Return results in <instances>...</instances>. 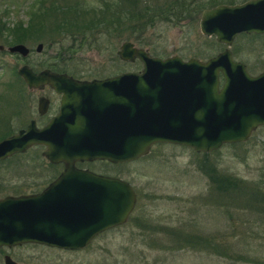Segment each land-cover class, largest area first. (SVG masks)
Here are the masks:
<instances>
[{
  "label": "water",
  "instance_id": "1",
  "mask_svg": "<svg viewBox=\"0 0 264 264\" xmlns=\"http://www.w3.org/2000/svg\"><path fill=\"white\" fill-rule=\"evenodd\" d=\"M199 32L224 48L200 60L150 55L130 41L116 51L120 60H138V71L78 80L66 73L26 64L16 73L28 89L49 86L59 94V110L41 127L0 139V160L41 145V156L64 169L36 194L0 198V246L36 243L77 250L97 233L124 223L136 196L118 177L76 169L75 161L125 163L144 156L155 143L207 153L245 141L264 125V70L248 73L229 49L238 34H264V0L219 3L201 10ZM42 44L34 47L39 52ZM24 57L22 43L3 47ZM47 99L39 97L37 113ZM3 264H21L7 254Z\"/></svg>",
  "mask_w": 264,
  "mask_h": 264
},
{
  "label": "rangeland",
  "instance_id": "2",
  "mask_svg": "<svg viewBox=\"0 0 264 264\" xmlns=\"http://www.w3.org/2000/svg\"><path fill=\"white\" fill-rule=\"evenodd\" d=\"M30 1L0 0V24L10 28L21 21L25 25ZM79 1L100 3V0ZM207 7L205 4L203 9ZM200 12L194 22L182 21L177 25L159 22L143 32L120 34L94 30L80 43L75 33L53 35L49 20L39 36L18 42L29 49L26 56L0 49V137L15 133L19 124L24 125L29 118H35L38 125L42 121L36 114L40 92L28 89L22 82L16 73L20 65L35 70L51 65L57 69L53 71L85 79L140 70L138 60L118 58L116 51L123 41H130L160 58L178 55L184 60L190 57L205 60L225 45L199 32ZM10 39L6 30H0V45L5 47ZM37 43L42 44L39 52L34 50ZM229 49L232 58L244 63L249 74L264 70V34L237 35ZM44 93L47 94L46 90ZM51 113L50 109L47 114ZM42 149V146L29 148L19 157V166L10 161L14 169L8 166L9 162L2 164L0 184L6 186L7 194H18L15 190L22 183V192H29L46 182L51 171L41 159ZM213 151L208 160L217 169L264 189V125L255 128L245 141L226 143ZM201 159V154L188 147L155 143L146 155L119 166L103 161L87 163L94 172L116 176L131 185L136 200L127 220L103 231L77 250L33 243L2 247L0 264L2 254L22 264H264V214L216 207L208 180L198 164ZM185 234L209 238L220 249L228 247L249 260L214 254L209 247L181 245L187 240Z\"/></svg>",
  "mask_w": 264,
  "mask_h": 264
},
{
  "label": "trees",
  "instance_id": "3",
  "mask_svg": "<svg viewBox=\"0 0 264 264\" xmlns=\"http://www.w3.org/2000/svg\"><path fill=\"white\" fill-rule=\"evenodd\" d=\"M237 0H100V3L89 4L79 0H32L28 4L26 13L29 18L26 24L16 22L10 28L0 24V30H6L10 42L6 46L21 42L28 37L39 36L46 29L47 22H52L53 35L77 34L78 42L88 39L94 30L99 33L118 31L121 33L143 32L156 23L164 22L179 24L182 21L194 22L205 4L212 7L219 3H233ZM243 1V0H242ZM85 16H89L84 19ZM1 25L3 27H1ZM254 35V34H253ZM259 35V34H255ZM61 37V36H59ZM46 68L57 70L48 65ZM6 134H2L0 139ZM238 143V142H235ZM211 152L199 153L202 156L199 167L208 180V189L216 207L243 210L248 214H264V189L257 183H248L241 178L217 169L216 164L208 160ZM21 154H14L0 160V167L4 163L12 169L10 161H19ZM17 166L19 164L17 163ZM19 193L18 190H15ZM13 191V192H15ZM187 240L177 245L187 243L196 247H209L214 254L235 260H246L230 248L220 249L218 243H211L209 238L198 235H184ZM177 242L178 236L174 237Z\"/></svg>",
  "mask_w": 264,
  "mask_h": 264
},
{
  "label": "flooded vegetation",
  "instance_id": "4",
  "mask_svg": "<svg viewBox=\"0 0 264 264\" xmlns=\"http://www.w3.org/2000/svg\"><path fill=\"white\" fill-rule=\"evenodd\" d=\"M244 1V0H243ZM242 2V1H241ZM237 3H239V2H237ZM227 4V3H226ZM232 4H234V3H232ZM242 34V33H241ZM238 35H240V34H238ZM134 61V60H133ZM41 69H48V70H50L49 68H41ZM41 69H38V70H41ZM34 71H38V70H35V69H33ZM50 71H53V70H50ZM56 72H59V73H66V72H63V71H56ZM66 74H68V73H66ZM68 75H70V74H68ZM72 76V75H71ZM74 77V76H73ZM74 78H76V77H74ZM102 78H104V77H98V78H96V77H93V78H90V79H85V78H76V79H78V80H86V81H89V80H91V79H102ZM23 82V81H22ZM38 90L40 93H38V95H37V99H36V114H37V116H38V120H42L41 122H40V124L38 125L37 124V120L35 119V118H29L28 120H27V122L23 125V122H22V124L20 125L19 124V128L17 129V130H20V129H24L25 127H26V125L29 123V121L30 120H34V122H35V125L37 126V127H41L43 124H45L53 115H55L57 112H58V110H59V94H57V93H55L54 91H53V89L52 88H50L49 86H47V85H44L43 87H41V88H34V89H32V90ZM46 90V92H47V94H45L44 93V91ZM39 97H44V98H46L47 99V106H46V109H45V111L42 113V114H38L37 113V100H38V98ZM52 110V113L50 114V115H48L47 114V112L49 111V110ZM19 116H20V113H19ZM16 130V131H17ZM34 146H41V145H34ZM31 147H33V146H31ZM31 147H29V148H31ZM28 148V149H29ZM27 149V150H28ZM26 150V151H27ZM25 151V152H26ZM25 152H23V153H25ZM23 153H19V154H23ZM40 155H41V152H40ZM41 159L43 160V161H45V166H47L48 168H49V170L51 171V173H50V175H49V177L46 179V182H44L42 185H40L37 189H35L34 191H29V192H22V187H23V183L22 184H19V193L18 194H15V195H26V194H36V193H39L40 191H42L49 183H51V182H53L54 180H56V178L59 176V174L63 171V169H64V166H63V163H61V162H58V163H50V162H48L45 158H43V157H41ZM4 160V159H3ZM94 161H103V162H108V163H110L112 166H119V165H121L120 163H111V162H109V161H106V160H92V161H75L74 162V167L76 168V169H88V170H90V171H92V172H94L93 170H91V169H89L88 168V166H87V163H89V162H94ZM94 173H97V172H94ZM97 174H101V173H97ZM102 175H106V174H102ZM109 176H113V175H109ZM114 177H116V176H114ZM0 188L2 189L1 191H0V198L1 197H3V196H6V195H13V194H7V192H6V186L5 185H3V184H0ZM108 230V229H107ZM104 231H106V230H104ZM103 232V231H102ZM102 232H99V233H97V234H95L90 240H89V242L86 244V245H88V244H90L100 233H102ZM24 244H26V243H24ZM33 244H36V243H33ZM19 245H22V244H19ZM42 245V244H41ZM45 246V245H44ZM2 247H5V246H0V248H2ZM49 247V246H48ZM4 255H6V254H2V264H3V256ZM12 259V258H11ZM20 263V262H19ZM22 264V263H21Z\"/></svg>",
  "mask_w": 264,
  "mask_h": 264
},
{
  "label": "bare ground",
  "instance_id": "5",
  "mask_svg": "<svg viewBox=\"0 0 264 264\" xmlns=\"http://www.w3.org/2000/svg\"><path fill=\"white\" fill-rule=\"evenodd\" d=\"M243 34V33H242Z\"/></svg>",
  "mask_w": 264,
  "mask_h": 264
}]
</instances>
